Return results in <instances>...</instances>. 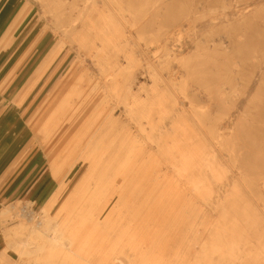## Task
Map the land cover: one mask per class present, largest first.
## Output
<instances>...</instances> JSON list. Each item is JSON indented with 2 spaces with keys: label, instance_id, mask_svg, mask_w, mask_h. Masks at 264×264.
Instances as JSON below:
<instances>
[{
  "label": "rangeland",
  "instance_id": "obj_1",
  "mask_svg": "<svg viewBox=\"0 0 264 264\" xmlns=\"http://www.w3.org/2000/svg\"><path fill=\"white\" fill-rule=\"evenodd\" d=\"M65 1L54 8L59 18L52 21L43 13L41 0H0V264L34 263L33 255L18 258L10 246L22 240L26 225L37 228L47 215L70 240L57 250L59 257L68 252V258L54 264H264V212L257 208H264V194L260 199L253 190L258 179L255 173L264 175V119L257 115L264 87L256 92L264 85L260 61L264 57V0H176L172 14L162 19L158 15L164 11L152 7L156 0H138L133 7L125 4L135 15L133 26L126 27L131 29V43L124 40L126 33L117 32V37L125 46L122 51L133 53L134 88L141 86L137 90L140 103L151 102L146 97L151 88L172 86L171 80L188 70L187 84L173 89L177 99L191 111L184 94L187 90L198 96L194 119L206 133L211 124L232 123L234 127L227 136L234 147L231 158L223 151L225 161L218 163L209 154L204 165L198 159L195 163L186 160L184 151L157 146L169 144L170 126L175 123L174 114L166 108L152 116L151 125L159 129L152 133L140 103L116 105L113 98L109 100L111 67L120 69L114 87L122 84L132 68L122 65L121 53L118 59L108 60L102 45L97 54L96 50L87 53L79 44L87 38L81 25L87 14L93 12L95 29L111 27L108 8L116 10L111 0L106 6L95 0L96 5L80 12L81 2L75 7ZM60 19L76 23V31L62 34ZM113 24L121 30V22ZM93 35L100 36L94 30L89 37ZM62 40L73 49L70 55L57 51ZM164 40L166 51L158 48ZM195 41L202 62L196 68L191 67L196 58L185 67L165 62L168 54H189ZM56 52V65L63 60L62 71L47 85L45 63ZM71 75L70 83L59 92L60 79ZM78 82L85 87L66 108L63 100ZM93 86H99V93L86 106L88 100H84L82 111L67 128ZM224 87L233 91L236 108L230 102L220 104L216 94ZM164 89L169 95V88ZM103 102V115L107 116L108 107L113 114L102 134L108 133L116 119L118 125L103 147L96 137L85 150L74 137ZM54 113L44 131L47 115ZM133 119L141 122L143 130ZM67 133L74 137L68 138ZM115 157L117 162L112 163ZM11 178L17 182L16 195L2 201L1 187ZM30 190L32 198L27 201L23 196ZM50 260L40 258L35 263L51 264Z\"/></svg>",
  "mask_w": 264,
  "mask_h": 264
},
{
  "label": "bare ground",
  "instance_id": "obj_2",
  "mask_svg": "<svg viewBox=\"0 0 264 264\" xmlns=\"http://www.w3.org/2000/svg\"><path fill=\"white\" fill-rule=\"evenodd\" d=\"M78 1L81 2V5H80L81 8H80L79 12L81 11V9L88 11L90 6L96 5L94 3L95 0H70L68 3L73 4L76 7V6H79V4L77 3ZM137 1L138 0H111V4L115 6L116 10L114 8L113 9L108 8V10H109L108 11V17L111 18L113 23L117 20L119 22H121V25H122L121 30L116 28L115 24H113V23H112L111 27L108 24V26L99 27V28L95 29L94 28L95 23H93V21H94L93 12L90 14H87V15H89V17L83 21V24H81L82 26H84L83 29H85L87 31L86 32V34H87L86 40L84 38L83 39L84 42L79 44V46H81L84 51H87V53L88 52L91 53V52L96 50V52L98 54L99 51L101 50V45H102V47H105L106 51L108 52V53H105L106 55H108V57H107L108 60H110L109 58H111L112 56H114V58L118 59V56H120L119 54L121 53L122 65L124 63L127 66V68H129V69L132 68L131 70H129V73L127 76H123L122 84H120L118 87H114L113 83H114V80L116 78H118L117 76L120 74V69H117L114 66L111 67V70L114 73L112 75L109 74L108 75L109 77L107 78V80L109 82V86L107 88V90H108L107 95L109 96V100H111L113 98L116 101L115 102V103H117L116 105H122V104L127 105L128 102L129 103L130 102L140 103V101H141L140 99H138V97L140 95H139V92H137V90H139V88H141V86H139L137 89L134 88L136 78L134 77L135 74L133 73V70L135 67V64L133 62L134 61L133 60L134 59L133 53L127 54L126 52H123L122 47L124 48L125 46L121 45L122 40L120 41L121 38L117 37V32L118 33L122 32V34L126 33L124 35V37H127V39H124V40L127 42V44L131 43V34L129 32V30H131V29H129L130 27H128V29H126V27H127V25L133 26L132 21H134L135 15L132 12H130L132 9H130V11H129V7L131 5L136 4ZM107 2H109V1L108 0H100L99 3L106 6L108 4ZM127 2H129L130 6L125 5ZM168 2H171L170 7L168 6ZM222 2L226 3L225 0H223ZM65 3H66L65 0H41V5L44 8L43 13L45 14V16L48 19H50L52 21H54L53 19L59 18V16L54 13V8H56L57 6L62 7ZM172 4H174V5H172ZM131 7H133V6H131ZM152 7H156V11L157 10H163L164 12L158 16H160L161 19L163 17L166 18L172 14L173 8L176 7V0H156V2L154 3V5ZM195 10H198V8H196ZM58 12H59V10H58ZM215 18H217V17L215 16ZM56 22L57 21H55V23ZM61 23H62V25L60 26V28L63 27V29L61 30L62 34L68 35L69 33L76 31V27H75L76 23L74 24L73 21L68 23L67 21L61 20ZM106 23H109V22H106ZM123 23H128V24H123ZM43 25H44V22H43ZM93 30H94V33H96L97 35L100 34V36L99 35L98 36L93 35L90 38L89 36ZM101 31H102V33H101ZM110 31H113V32L110 33ZM109 34H111L112 37L109 38V36H108ZM96 39H98L99 42H96ZM165 43L166 42L164 40L163 44L158 46L159 50L166 51L168 49V46ZM97 44H98V46H97ZM71 49L69 46L66 45V42H64L62 40L60 45L58 46L57 51L59 52V51L64 50L65 54L70 55ZM120 51H122V52H120ZM58 52L52 53L50 55V57L46 60V63H45V70L46 71L45 72H47V73H45V74L47 75L46 76L47 77V85L54 79L57 72L62 71L61 67L63 64V60H60V63H58V65H56L58 58L56 59L55 57H57ZM67 55H66V59L68 58ZM193 58H196V59H195V62L191 64V67L196 68L198 65H200V63H202L201 59L199 58L197 41H195L194 50L191 51L189 54L184 55V56H180V57H177L176 55L171 57V55L168 54V55H166L165 62L166 63H172V64H173V62H176V63L184 66L183 64H188L191 61V59H193ZM263 59H264V57H262L260 59L261 63H264ZM187 74H188V70H183L179 77L171 80L172 86H164L166 88L168 87L170 90L169 95L172 97V99L170 98V100H169V95L165 91L164 87L157 88V89L154 88V90H153V88H151L152 91L149 93H146V97L149 98L151 100V102L146 103V106H143L140 103V107L144 108L143 112L149 116V117L145 116L147 118L146 122L149 126V130L152 133L155 130H159L158 127L154 126L156 124L151 125V120L153 118L152 116L154 114H158L157 116H159L163 111H165V108H166L169 112L174 114L175 123L170 126L171 134H170V136L168 135L169 144L166 145L165 144L166 142L165 143L159 142V144L157 146H159V147L160 146H162V147L171 146L173 149H175V151H184V153H186V154H183V155H185L186 160H188V161L191 160V163H195V161L198 159V163L204 165L205 157H206V155H209V154H211L214 157V159L218 161V163H222L225 161L224 160L225 155L223 154V151L228 153L227 156L229 158H231L229 156V152L233 151L234 147H233V145H230L231 142L229 140H227V136L232 134L234 127H232L230 125L232 123H227L225 125L223 124L224 126H220V124L219 125L211 124L208 126L209 130L207 133L203 131V127L197 123L198 120L196 121V119H194V117H196V118L198 117L197 112L194 109L196 106H198L197 104L199 103V101L196 102L198 96L193 94V93L190 94L191 92L190 91L188 92L187 90H186V93L184 94L185 97L188 99V102L190 105L189 107L193 108L191 110L192 111L191 112V111H188V109L186 108L183 101L177 99V97H176L177 95L173 91V89H175L177 85H179V87H180L181 84H185V85L187 84V82H186V79H187L186 75ZM261 78H263V75H261ZM71 80H72V75L67 76L64 79L63 78L60 79L58 91L59 92L62 91L66 87V85L68 83H70ZM193 83L196 84L197 82L194 80ZM84 85L78 82L77 84H75L71 88V90L68 92V95L65 96V98L63 100V103L66 104V106H67L66 108H69L73 103L76 102L77 98L80 96L83 88L85 87ZM98 87L99 86H93L86 93L85 98L83 99L81 105L76 109V111L73 112V117L70 119V123H69V126H67V128L70 127V125H71L72 121L75 119V116L77 115V113L82 111V109H83L82 104H83L84 100L85 99L88 100L87 103L85 104V106H86L89 103V101L91 100V98L96 93H99L100 88L98 89ZM261 87H264V85L259 86V88H257V91H256L257 93L260 91ZM228 89L229 90H227V88L224 87L221 91H219L216 94V96L219 98L220 104H225V103L227 104L228 102H230V104L233 105L232 108H234V107L236 108V101L237 100L232 99V96H234L233 91L230 90V87ZM134 90H135V92H133ZM127 95H133V96L130 100L124 99V97H126ZM254 95H252L249 98V101H251V99L253 97H255ZM154 97H155V100H154ZM211 98L213 99V96L210 97V100H211ZM50 99H51V97H50ZM104 105H105L104 102L98 103L96 112L94 114H92L91 116H89V118H87L85 120L82 127L80 128L79 133L77 134V137H74L73 135H71V133H67V137L68 138L74 137L75 140L77 141V145L81 146L83 144L82 148L85 150H88L90 148L91 139L98 137L97 142H99L101 144V146L103 147L105 145V141H107V139L111 135V129H114L118 125V119H116L111 123V125H110L111 129L108 130V133L102 134L104 132V130H106V128H107L106 120L108 121L109 118H111V116L113 114L112 109L108 107V110H107L108 113H107V116L105 117L103 115ZM209 106H211V105H209ZM216 106H217V104H216ZM50 108H51V103H50V101H48V103L45 106L47 113H49ZM123 112H127L126 107L123 108ZM189 112H191V115H189L190 114ZM257 113H258L257 114L258 117L264 119V98L262 99L261 104L257 105ZM54 116H55V113L47 115V119L45 120L44 125H43V127H45L44 131L46 130V128L50 124V122L53 120ZM133 120L138 123V128L143 130L141 122L137 121V119H133ZM159 128H161V127H159ZM193 129H196L198 132H195V133L192 132ZM259 131H260V129H259ZM261 132L264 134V128H262ZM208 138L212 139V141ZM116 140H117L116 137L113 138L110 141L109 145H112L113 142H115ZM209 147L212 148L211 151H207V148H209ZM132 148H133V146H131L127 150V153L131 152ZM187 155L191 159H189L187 157ZM126 158H127V156H126ZM126 158L123 159L124 160L123 162L126 161ZM111 161H112V163L117 162V157H115ZM83 162H86V159H84ZM109 162H110V160H108V158H106V164ZM175 163H177L176 160H175ZM116 172L117 171H115V173ZM254 177H256L258 179L254 183L255 188H253V190H255L257 192L258 196L261 199V196H262L261 194H264V175L259 176L258 173H255ZM100 191H99V193H100ZM100 194H102V193H100ZM104 208L105 207L103 206L101 208V211ZM257 208H258L259 212H264V208H259L258 206H257ZM97 210L98 209H96V212H97ZM99 210H100V207H99ZM88 213L90 214L89 211H88ZM97 217H99V216H97ZM83 226H85V225L83 224ZM26 227H27V232L22 237V240L19 242H17V240L12 242L11 246H10L16 252L18 258H21L22 255H33L34 263L32 262L31 264H36L35 260L40 259V258H44L47 260H50L49 257L53 258L49 262L51 264L58 262L60 260V258H62L61 259L62 262L68 258V252H64L62 256L59 254L61 256V257H59L57 250L60 247L68 245L70 240H66L60 234L58 226L55 223V220L50 215H47L40 222V224L37 228L34 226H31V225H26ZM14 243L16 244V246H14ZM44 256H48V257L45 258Z\"/></svg>",
  "mask_w": 264,
  "mask_h": 264
},
{
  "label": "crops",
  "instance_id": "obj_3",
  "mask_svg": "<svg viewBox=\"0 0 264 264\" xmlns=\"http://www.w3.org/2000/svg\"><path fill=\"white\" fill-rule=\"evenodd\" d=\"M3 152V151H2ZM1 152V153H2ZM0 153V154H1ZM13 178H11L8 182L4 183L1 187V190L4 191L3 193V197H2V201H6L7 199L15 196L16 194L14 192H16V185H17V182L16 180L14 179V182L12 181ZM38 191V190H37ZM37 191H34V192H37ZM1 192V191H0ZM31 192H33V190H30L27 194H25V196H23L24 199H26L27 201L30 200L32 198V195ZM15 194V195H14ZM1 201V200H0Z\"/></svg>",
  "mask_w": 264,
  "mask_h": 264
}]
</instances>
